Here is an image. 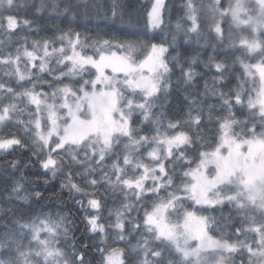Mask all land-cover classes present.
Masks as SVG:
<instances>
[{"label":"snow or ice","instance_id":"6c2138e0","mask_svg":"<svg viewBox=\"0 0 264 264\" xmlns=\"http://www.w3.org/2000/svg\"><path fill=\"white\" fill-rule=\"evenodd\" d=\"M183 8L190 26L184 29L178 20L170 42L167 37L152 42V37L139 44L146 55L138 59L136 42L97 38L89 43L86 35L96 21H119L122 27L134 29L138 20L125 10L122 0H0V36L4 37L0 39V155L29 151L42 169L39 175L45 185L49 177L63 176L60 187L85 213L86 232L104 242L109 230H115L134 264H264V0H228L226 7L221 0L207 4L185 0ZM202 9L206 15H201ZM166 10L165 0L151 4L147 17L152 29L164 24ZM21 11L67 16L85 31L59 29L52 38L33 40L31 49L28 38L20 36L22 43L15 51H5L17 29L33 24L20 18ZM225 17H230V27L248 29L251 38L239 37L241 55L224 53L233 56L231 64L213 56L205 63L214 67L216 75L212 88L205 81L204 93L198 95L210 92L217 97L224 114L209 104L205 115L203 100L185 96L186 117L169 120L165 126L162 110L170 101L173 70L180 71L177 88L191 85L199 75L194 68L198 58H184L176 47L179 32H184V43H188L189 33L200 37L203 23L221 45L227 40L226 47L235 49L236 41L221 26ZM53 60L63 68H50ZM251 60L257 62H246ZM237 62L243 72L236 76L235 87L223 91L217 86L227 87ZM42 73L52 79H44ZM64 77L72 79L64 83ZM246 78L251 79V87ZM245 108L247 115L238 119L236 112L243 114ZM25 112L28 118L22 119ZM214 114L213 146L207 144L203 130L213 123ZM177 128L181 130L169 131ZM206 144L210 150L198 151L195 160L187 155ZM30 166L31 160L19 159L0 166L5 175L8 168L20 173L12 177L11 190L6 189L0 204V264H91L88 242L78 246L71 235L70 216H25L18 207L17 202L44 195L35 188L26 189L23 171ZM177 166L182 176L177 175ZM102 186L123 197L107 218L101 214L104 204L98 195ZM185 199L209 208L220 206L221 211L225 204L231 205L230 211L240 217L239 226L227 223L233 219L229 215L217 237L210 227L215 217H195L190 211L184 212L181 223L179 212ZM228 227L234 230L224 231ZM61 239L67 251L60 246ZM96 250L102 264H124L125 248H112L107 256V248Z\"/></svg>","mask_w":264,"mask_h":264},{"label":"trees","instance_id":"16d2710c","mask_svg":"<svg viewBox=\"0 0 264 264\" xmlns=\"http://www.w3.org/2000/svg\"><path fill=\"white\" fill-rule=\"evenodd\" d=\"M208 0H196L197 4L203 3L207 4ZM125 4V10L129 11L134 18L138 20L135 28L129 30L128 28L122 27L117 21L116 23L104 24L103 22L96 21L89 26V31L86 33L90 37L89 43L92 40L97 38L103 39H113L114 42H136L138 44V51L135 53L136 57L139 58L143 56L145 52L139 49V44L147 43L149 38L155 37L152 42H160L163 38L167 37L169 42L171 40V35L175 33L176 23L180 20L182 27L187 29L190 26V21L185 17V9L183 5L185 0H165L167 10L164 13V24L157 31L151 32L147 30L146 27V14L151 0H122ZM228 0H221L223 6H227ZM207 10L202 9L201 15H206ZM21 19L27 18L33 21L31 28L24 27L22 29H17V31L12 35L11 43L5 44V51H15V48L22 43L18 40L20 36H26L27 46L31 49V44L33 40H43L44 38H52L54 34H58L59 29L68 30L75 29L84 33V28L79 26L76 23H70L67 16H55L51 17L47 12L37 16L32 11H21L19 13ZM183 18V19H182ZM99 24V27H97ZM221 26L224 28L226 36L230 33L233 40L236 41L237 47L235 49H229L226 47L227 40L225 45H221L216 37L214 32H210L208 28L201 23V35L199 38L195 34L189 33L190 40L188 43H184L183 37L184 32H179V37L176 47L184 58L197 57V63L194 65V68L199 75L194 79V82L191 85H181L179 88L176 87L177 78L180 76L179 69H174L171 75L172 88H171V97L168 104L165 105L163 117V124L166 126L169 120H180L186 117V114L189 110V103L185 99V96H197L198 99L203 100L205 115L207 114V105L212 104L217 106V112H220L219 109V100L217 97H214L209 92L205 96H199L198 94L204 93L205 81H207L209 88L213 86V77L216 75L214 67H205V63L208 61L209 56H213L216 60H227L229 64L232 63L233 56L231 54L225 55L224 53H234L236 56L241 55L242 49L238 45L239 33L234 27H230V17H225L221 22ZM0 39H4L3 36H0ZM83 39V37H82ZM116 50V49H113ZM170 52L172 49L170 48ZM172 54H175L172 52ZM254 60H251V62ZM49 67L52 69H58L55 63L49 64ZM66 71V69H64ZM37 69H33V72H36ZM58 74V71H57ZM242 74L239 63L237 62L233 65L232 74L229 77L227 82V87L224 85H218L217 87L221 88L223 91H227L229 87H235L237 84L236 76ZM44 79L51 80L52 77L48 73L41 74ZM88 73H84V79H86ZM70 78V77H68ZM79 78V77H78ZM64 83H69L66 77L63 78ZM72 79V78H70ZM249 79V78H246ZM15 87L16 85L13 84ZM29 86V85H26ZM249 87H251V82H249ZM48 90L47 88L45 89ZM154 111H160L159 109H154ZM235 111V110H234ZM220 114H224L220 112ZM237 118H245L247 114H241V112H236ZM25 119V115L21 117ZM138 117H134L137 119ZM181 129H172L169 130L172 133L180 131ZM187 130V129H184ZM216 125H215V114L212 124L207 125L203 130V135L207 140V144H213L216 140ZM207 144L203 147L198 148L196 151H189L187 155L195 160L198 154V151H208L210 148ZM142 153V152H141ZM14 159H19L22 162L26 160H31V165L23 171L24 180L23 182L26 185L27 190L35 188L36 190L41 191L44 195L42 199L33 200L30 198L28 203L17 202V205L24 212L25 216L28 215H41V214H53L60 213L62 215L70 216L74 221V228L72 232V237L75 238L78 246L87 241L89 248L87 249L88 258L91 260V264H102V255L96 250V247L101 249L107 248L108 251H111L112 248H125V253L123 257L124 264H134L133 257L128 254L125 242L120 241L115 236V230H109L106 241L102 242L99 235H94L86 232L85 221L83 219L85 213L80 209L78 205L73 203V200L69 196L67 189H61L60 185L64 181L63 176H58L56 179H51L49 177V183L45 185L43 183L44 177L39 175L42 172L39 164L36 163L35 158L31 156L29 151H15L8 155H0V166H2L6 161H12ZM195 164L192 165V167ZM171 167V165H169ZM8 175H5L4 170L0 167V204L3 203L2 197L6 194L7 191L11 190L12 177H19V172H13L11 168L7 169ZM176 173L178 176H182V170L179 166L176 168ZM74 179L77 183L80 181L79 176H74ZM179 182V181H177ZM25 194L24 192L21 193ZM98 195L100 196L104 207L102 211L107 213L104 214L108 217V211L114 210L116 205L121 204L123 197L119 192L113 194L111 191H105V188L102 186L99 189ZM145 203H151V201H145ZM188 206V205H187ZM191 208H185L183 210L190 211ZM231 210V205L225 204L223 210H220V207L213 210H197L198 214L203 216L215 217V223L211 224L210 227L213 229L212 235L219 236L221 234V229L225 224V218L229 215L232 216V220L227 221L229 225L235 223L236 226H239L240 217L234 211ZM106 217V218H107ZM114 219V217L112 218ZM106 222V221H102ZM234 229L228 227L224 231L231 233ZM28 240H25V243ZM136 241L132 240L134 244ZM95 245V246H93ZM60 246L65 247L67 251V245L61 239ZM107 251V252H108Z\"/></svg>","mask_w":264,"mask_h":264},{"label":"rangeland","instance_id":"374dc122","mask_svg":"<svg viewBox=\"0 0 264 264\" xmlns=\"http://www.w3.org/2000/svg\"><path fill=\"white\" fill-rule=\"evenodd\" d=\"M153 2H154V0H151V3H150L149 6H148L147 12L150 10V8H151V4H152ZM208 2H209V0L207 1V3H208ZM146 27H147V30H149V31H151V32H154V31H157L158 29H160V28H157V29H152V28H151V26L148 24V17H147V14H146ZM232 27H234V28L237 30V32L239 33V37H240V36H245V37H249V38H251V36H250V31H249L248 29L244 28L243 26H242L241 28H236L235 26H232ZM65 43H67V42L65 41ZM238 45H239V39H238ZM59 46H60L59 43H57V44H56V47H59ZM239 46H240V45H239ZM86 51H87V53H88L89 55L93 54V50H92L91 48H87ZM118 54H119V53H118ZM144 55H146V52L143 54V56L139 57L138 59H143V58H144ZM246 62H251V61H246ZM255 62H257V61H256V60L252 61V63H255ZM52 63H55V61L53 60L50 64H52ZM57 67H59V68H63L62 65H61V66H57ZM240 68H241V67H240ZM32 71H33V69H32ZM66 71H67V69H66ZM91 71L94 73V72H95V69H91ZM105 71H106L107 74H111V69H106ZM241 71L243 72V69H242V68H241ZM66 78L68 79V81L71 80V79L68 78V77H66ZM88 78H89V74H88V76H87L86 79H88ZM91 78H94V76H92ZM120 78H122V75H121ZM5 79H7V78H5ZM75 79L78 80L79 78L77 77V78H75ZM256 80H257V84H258V81H259V77H258V76L256 77ZM98 87H101V86L98 85ZM252 95L255 96V93L253 92ZM25 103H26V100H25ZM21 106H23V105H21ZM28 108H29V110H33V111H34V106H33V105H28ZM237 108H239V106H237ZM247 113H248V109H247V108L243 109V114H247ZM241 114H242V113H241ZM24 115H25V117H26L25 119H27V118H28V116H27V112H25ZM238 119H240V118H238ZM241 119H242V117H241ZM145 151H146L145 149H141L142 154L145 153ZM144 158H145V160L147 161L148 158L146 157V155L144 156ZM108 163H111V161L109 160ZM193 167H195V166H193ZM208 171H211V166L209 167ZM206 174H207V173H206ZM80 182H81V179H80L79 183H80ZM146 204H147V203H146ZM187 205H188V206H187ZM119 206H120V204H119V205H116L115 208H114V210L117 209ZM201 206H207V205H197L194 201H192V200H190V199H185V200L183 201V209H185V208H192V210H190V212H193V213H194V210L196 211L197 207H201ZM183 209H181L180 212H179V218H180V222H181V223H183L184 212H185V210H183ZM198 210H204V209H203V208H199ZM101 214H102L103 217H105V218L107 217V216L104 215V214H107V213L103 212L102 210H101ZM140 215L142 216V215H143V212H141ZM194 216H195V217H200V216H202V215H196V214L194 213ZM172 219L175 220V219H176V216L174 215V216L172 217ZM191 226H192L193 228L196 227L195 221H193V223H192ZM27 243H28V241H27L25 244H27ZM191 244H193V246H194V245L196 244V241H191ZM109 252H111V251L105 252V253H104V256H107ZM121 259H122V257H121ZM102 261H103V257H102Z\"/></svg>","mask_w":264,"mask_h":264}]
</instances>
